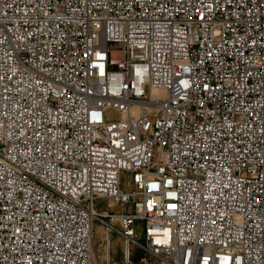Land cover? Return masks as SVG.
<instances>
[{
	"label": "built area",
	"instance_id": "1",
	"mask_svg": "<svg viewBox=\"0 0 264 264\" xmlns=\"http://www.w3.org/2000/svg\"><path fill=\"white\" fill-rule=\"evenodd\" d=\"M95 219L264 264V0H0V264H98Z\"/></svg>",
	"mask_w": 264,
	"mask_h": 264
},
{
	"label": "rangeland",
	"instance_id": "2",
	"mask_svg": "<svg viewBox=\"0 0 264 264\" xmlns=\"http://www.w3.org/2000/svg\"><path fill=\"white\" fill-rule=\"evenodd\" d=\"M97 205L105 208L108 211H118L120 209L119 206H115L112 203L106 202L104 199H99L97 201ZM137 232H138L139 240L142 241V237L139 234L140 233L139 225L137 226ZM110 242H111V255L114 260L120 263L122 261V249H123V242L120 235L117 232H113L110 236ZM93 249H94V254L98 258V264H102L103 262L102 235H101L100 222L96 219L93 222ZM132 252L133 255L131 256V259L134 264H160L153 257L143 254L138 250L132 249Z\"/></svg>",
	"mask_w": 264,
	"mask_h": 264
}]
</instances>
